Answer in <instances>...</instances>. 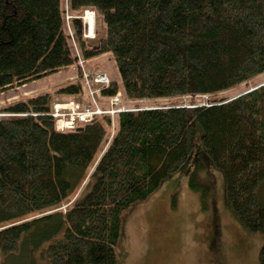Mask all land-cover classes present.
Wrapping results in <instances>:
<instances>
[{"label": "trees", "instance_id": "obj_1", "mask_svg": "<svg viewBox=\"0 0 264 264\" xmlns=\"http://www.w3.org/2000/svg\"><path fill=\"white\" fill-rule=\"evenodd\" d=\"M64 2L0 0V93L75 65L76 51L86 61L111 54L136 102L215 96L264 74V0H68L74 39ZM83 90L74 82L2 110L0 264H118L126 214L187 163L199 133L225 208L264 235V84L206 105L123 110L112 133L108 114L57 131L54 97ZM200 169L190 184L204 200Z\"/></svg>", "mask_w": 264, "mask_h": 264}, {"label": "rangeland", "instance_id": "obj_2", "mask_svg": "<svg viewBox=\"0 0 264 264\" xmlns=\"http://www.w3.org/2000/svg\"><path fill=\"white\" fill-rule=\"evenodd\" d=\"M68 0L64 2L67 31L74 39L68 12ZM92 12V11H87ZM82 15V30L87 38L90 34ZM76 47V44H75ZM77 54L75 65L33 80L25 85H16L0 93V117L2 110L23 99L46 93H55L67 84L83 83L82 96H55L54 114H58V125L72 130L74 124L80 126L79 117H113L127 109L164 107L170 105H206L212 100L232 99L246 91L264 84V74L255 77L228 91L215 96L152 98L141 101L129 100L116 63L111 54H104L91 60H84ZM96 74H107L112 83L118 84L121 101L103 97L101 87H92ZM101 76V75H98ZM110 86V85H109ZM63 106V107H60ZM57 109V111H56ZM74 111V112H73ZM115 111V114H111ZM84 112V113H83ZM104 113V114H103ZM98 114V115H97ZM55 119V122H56ZM198 181L208 187V196L203 200L199 193L191 189V176L198 164ZM264 200V184L261 189ZM225 183L223 175L214 168L201 141L196 138L195 149L187 163L171 177L145 203L133 208L125 217L124 236L117 249L118 264H259V253L264 246V235L246 231L224 206Z\"/></svg>", "mask_w": 264, "mask_h": 264}, {"label": "built area", "instance_id": "obj_3", "mask_svg": "<svg viewBox=\"0 0 264 264\" xmlns=\"http://www.w3.org/2000/svg\"><path fill=\"white\" fill-rule=\"evenodd\" d=\"M98 75H101V76H98ZM111 81L108 77L107 74H96L93 76V79L91 81V86L89 84V89H91L92 87H108L110 85ZM121 101V96L120 95H116L115 96V103H119ZM57 111V109H56ZM116 112L115 111H112L111 114H115ZM58 114H53V117L56 119V118H59L58 116H56ZM91 116L90 117H84L85 115L82 114L80 117H79V121L80 123H88L90 122L92 119H93V115L90 114ZM114 117V116H112ZM59 123V120L56 119V130L57 131H67L68 128H64V127H61L58 125ZM77 126L74 124L72 127H69L71 128L72 130L75 129Z\"/></svg>", "mask_w": 264, "mask_h": 264}, {"label": "bare ground", "instance_id": "obj_4", "mask_svg": "<svg viewBox=\"0 0 264 264\" xmlns=\"http://www.w3.org/2000/svg\"><path fill=\"white\" fill-rule=\"evenodd\" d=\"M84 20H85V22L87 24V27L89 29V33L91 34L93 32V30H94V25H95V20H94V17L92 16V12H87L86 16L84 17ZM60 107H63V106H60Z\"/></svg>", "mask_w": 264, "mask_h": 264}]
</instances>
